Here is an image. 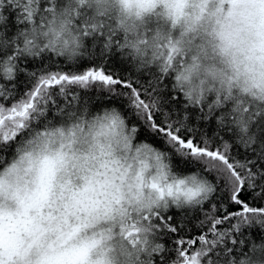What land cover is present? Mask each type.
Masks as SVG:
<instances>
[{
  "label": "snow or ice",
  "instance_id": "obj_1",
  "mask_svg": "<svg viewBox=\"0 0 264 264\" xmlns=\"http://www.w3.org/2000/svg\"><path fill=\"white\" fill-rule=\"evenodd\" d=\"M0 264H264V0H0Z\"/></svg>",
  "mask_w": 264,
  "mask_h": 264
},
{
  "label": "trees",
  "instance_id": "obj_2",
  "mask_svg": "<svg viewBox=\"0 0 264 264\" xmlns=\"http://www.w3.org/2000/svg\"><path fill=\"white\" fill-rule=\"evenodd\" d=\"M110 67L115 69V70H118V71H122L124 69H127L129 66L127 64H121V60H120V57L117 56V57H114V60L113 62L110 64ZM21 88H23V85H21ZM207 131H208V134L211 135V132H212V128L211 127H208L207 128Z\"/></svg>",
  "mask_w": 264,
  "mask_h": 264
}]
</instances>
